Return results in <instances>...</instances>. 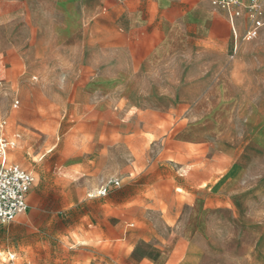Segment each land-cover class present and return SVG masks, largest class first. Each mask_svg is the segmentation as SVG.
I'll return each mask as SVG.
<instances>
[{
    "label": "crops",
    "instance_id": "crops-1",
    "mask_svg": "<svg viewBox=\"0 0 264 264\" xmlns=\"http://www.w3.org/2000/svg\"><path fill=\"white\" fill-rule=\"evenodd\" d=\"M212 1L0 0V81L23 85L39 75L34 87L50 103L59 97L83 135L100 136L102 122L124 118L134 122L132 133L154 129L185 149L209 151L219 141L221 151L237 153V168L253 148L254 166L264 167V26L244 40L245 19ZM169 121L182 125L159 127ZM12 149L7 162L17 164ZM212 173L194 181V236L148 262L264 264V193L246 188L264 179L237 175L232 187L233 177ZM209 232L220 233L210 240Z\"/></svg>",
    "mask_w": 264,
    "mask_h": 264
},
{
    "label": "rangeland",
    "instance_id": "rangeland-1",
    "mask_svg": "<svg viewBox=\"0 0 264 264\" xmlns=\"http://www.w3.org/2000/svg\"><path fill=\"white\" fill-rule=\"evenodd\" d=\"M39 79L33 75L23 85L0 81V121L17 139L9 159L35 177L26 211L0 225V264H9L8 253L15 254L14 264H154L148 261L194 236L189 207L199 191L197 176L212 171L214 180L233 177L232 187L239 186L237 175L264 179V167L254 166L259 151L253 148L240 157L245 167L237 168V153L221 151L219 141L209 151L185 149L154 129L132 133L134 122L124 118L102 122L100 136L83 135L81 121L68 118L72 114L59 97L50 103L45 89L34 87ZM181 125L169 121L159 127ZM249 139L245 135L242 142ZM214 186L219 190L221 182ZM252 187L246 184L264 193L263 184ZM259 203L264 212V200Z\"/></svg>",
    "mask_w": 264,
    "mask_h": 264
},
{
    "label": "built area",
    "instance_id": "built-area-1",
    "mask_svg": "<svg viewBox=\"0 0 264 264\" xmlns=\"http://www.w3.org/2000/svg\"><path fill=\"white\" fill-rule=\"evenodd\" d=\"M214 5L226 9L231 16H242L247 26L242 39L252 40L264 26V0H213ZM18 101H14L16 106ZM4 122L0 121V225L12 222L27 209V195L35 181L32 172L17 164L7 162V152L16 146V141L3 133ZM105 188L97 194H103ZM15 254L8 253V263L14 264Z\"/></svg>",
    "mask_w": 264,
    "mask_h": 264
}]
</instances>
